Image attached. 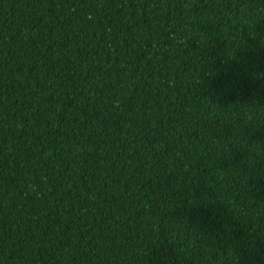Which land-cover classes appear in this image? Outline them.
<instances>
[{"label": "trees", "instance_id": "trees-1", "mask_svg": "<svg viewBox=\"0 0 264 264\" xmlns=\"http://www.w3.org/2000/svg\"><path fill=\"white\" fill-rule=\"evenodd\" d=\"M0 264H264V0H0Z\"/></svg>", "mask_w": 264, "mask_h": 264}]
</instances>
